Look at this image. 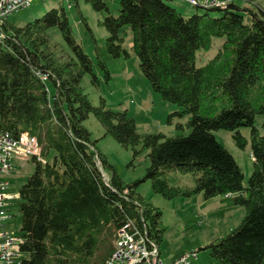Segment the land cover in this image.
Returning <instances> with one entry per match:
<instances>
[{
  "label": "trees",
  "instance_id": "trees-1",
  "mask_svg": "<svg viewBox=\"0 0 264 264\" xmlns=\"http://www.w3.org/2000/svg\"><path fill=\"white\" fill-rule=\"evenodd\" d=\"M87 1L108 13L103 23L109 34L107 52L130 58L123 48L130 30L132 52L152 90L182 109L169 116V123L172 116H190L191 132L141 135L128 111H112L104 100L93 106L81 83L87 75L95 84L98 79L64 9L51 10L23 27L5 23L0 131L11 138L24 133L36 137L47 159L45 165L30 161L35 171L15 203L21 217V252L28 255L22 264H107L118 232L129 223L149 247L159 248L166 228L161 210L137 192L145 181L168 200L203 194L206 200L222 198L243 207L242 223L206 250L219 264H264V135L257 126V116L264 118V9L253 0H229L224 9L186 19L167 0H121L115 17L108 0ZM211 11L221 16L212 18ZM55 27L67 49L52 42ZM215 39L224 41L218 54L198 67V53L211 51ZM96 53L110 79L98 46ZM91 115L106 136L132 149L135 157L149 152L151 164L143 180L125 185L108 164L84 125ZM244 128L251 129L254 161L248 188L242 169L213 134L233 132L236 145L244 149ZM181 174L192 175L195 185L178 186Z\"/></svg>",
  "mask_w": 264,
  "mask_h": 264
},
{
  "label": "rangeland",
  "instance_id": "rangeland-1",
  "mask_svg": "<svg viewBox=\"0 0 264 264\" xmlns=\"http://www.w3.org/2000/svg\"><path fill=\"white\" fill-rule=\"evenodd\" d=\"M120 2L121 0L107 1L110 13L115 17L120 13ZM166 2L186 19L207 13L204 9H197L177 0H167ZM253 2L264 9V0H253ZM55 9H64L73 37L82 45L92 61L93 72L98 83L93 82L92 75H87L81 86L93 106H100L104 100L112 111H128L131 116L135 117L137 132L141 135L162 133L168 137H176L190 134L191 129L187 126L191 120L190 116H172V122L169 123V116L182 109L164 102L162 97L152 90L140 69L137 56L132 52L133 38L130 30H128L129 35L123 45V48L129 52L130 58L127 59L125 56L114 58L107 52L106 41L109 34L103 24L108 16L106 11L95 10L87 0L35 1L30 8L12 15L8 22L10 25L23 27ZM209 14L212 18L221 16V13L217 11H211ZM50 37L54 44L67 49V42L58 27L51 29ZM223 42V39H215L211 51L199 52L197 66L207 65L218 54L219 46ZM96 46L103 51L110 79L106 77L104 70L98 64ZM49 85L51 86V84ZM51 89L53 90L52 86ZM263 121V116L258 115L257 126L262 135H264ZM84 125L92 134V141L96 143L99 152L106 158L108 164L114 167L125 185L132 186L137 181L144 179L146 170L151 164L148 151L135 157L132 149H126L111 136H106L103 127L93 115ZM179 126L183 127V130L178 128ZM241 133L247 140L244 149L236 145L233 132L225 130L213 132L217 141L230 152L242 169L244 173L243 186L248 188L254 169L251 155V129H241ZM53 158L54 153H51L48 160L52 161ZM34 171L35 164L30 161L18 160L14 164L12 175L6 178L10 182L11 192L19 195L20 188ZM108 172L110 171L106 170L104 173L106 180H108V176H111ZM179 179L178 186L193 187L195 185L192 175L181 174ZM137 190L142 197L151 201L163 214L162 225L166 228V232L159 247L163 264H175L184 254L195 255L190 264H219L210 257L206 247L227 237L242 223L245 216L243 207L236 206L222 198L206 200L204 195L200 194L193 198L182 197L168 200L153 192L150 181L139 184ZM12 215L6 222L5 230L12 236H19L21 217L17 208L13 209ZM27 259L28 255L22 253L21 260Z\"/></svg>",
  "mask_w": 264,
  "mask_h": 264
},
{
  "label": "built area",
  "instance_id": "built-area-1",
  "mask_svg": "<svg viewBox=\"0 0 264 264\" xmlns=\"http://www.w3.org/2000/svg\"><path fill=\"white\" fill-rule=\"evenodd\" d=\"M35 1L50 0H0V45L5 39L4 24L9 18L30 8ZM72 1V0H67ZM197 9H224L229 0H177ZM18 160L36 161L45 165L47 159L43 156L42 147L36 137L27 133L18 138H11L0 131V264H22L19 236H12L6 230V222L13 216L15 203L19 195L10 190L9 178ZM194 254L182 255L175 264H190ZM163 264L157 246L149 247L147 239L139 233L131 223L118 232L115 252L107 264Z\"/></svg>",
  "mask_w": 264,
  "mask_h": 264
}]
</instances>
